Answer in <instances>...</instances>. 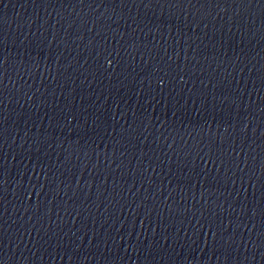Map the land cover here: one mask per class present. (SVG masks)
I'll return each mask as SVG.
<instances>
[{
    "label": "water",
    "instance_id": "water-1",
    "mask_svg": "<svg viewBox=\"0 0 264 264\" xmlns=\"http://www.w3.org/2000/svg\"><path fill=\"white\" fill-rule=\"evenodd\" d=\"M165 2L121 9L113 0H0V37L7 41L6 71L0 83L5 118L0 140L5 264H264L259 213L253 219L249 212L243 223L238 219L242 206L259 207L258 179L252 181L255 188L247 181L253 171L256 178L264 172V124H260L264 92L258 98L252 87L254 81L258 88L264 66L262 20L254 9L249 14L232 5L174 8ZM249 24L254 35L250 41ZM142 44L166 48L174 56L176 72L184 68V52L191 45L189 61L195 56L199 64L190 63L195 74L189 72L191 80L180 100L181 105L188 104L186 122L179 117L173 121L171 111L174 97L179 99L172 89L179 92L182 85L168 84L161 93L151 75L152 62L145 64L148 56L141 59ZM242 47L248 59L236 64L233 53L240 55ZM105 48L113 52L111 69L104 61ZM174 53L180 55L179 68ZM209 78L217 85L209 88L210 93L227 94L231 83L233 97L239 89L244 107L252 104L247 145L241 150L243 141L233 138L241 168L243 162L248 164L242 173L228 163L231 129L226 134L222 125L217 131L218 121L210 115L199 122L193 115L204 100L211 113L212 97L201 88ZM190 90L203 94L189 98ZM227 106L217 103L216 110ZM246 115L241 111L240 119ZM199 125L205 132L210 126L215 135L210 157L206 138L200 143ZM181 149L192 151L185 174L195 164L197 172L206 168L207 177L199 184L193 181L191 190L181 185L183 192L169 176V166H157L171 159L175 173ZM201 149L204 159L196 158ZM217 157L224 158L223 165ZM234 173L243 176L244 189L239 179L235 189L227 183ZM226 192L233 193L231 200ZM221 221L239 232L231 258L217 250L219 245L213 247L208 232L211 224L227 240L229 233L216 227ZM69 243L79 248L78 260Z\"/></svg>",
    "mask_w": 264,
    "mask_h": 264
},
{
    "label": "snow or ice",
    "instance_id": "snow-or-ice-1",
    "mask_svg": "<svg viewBox=\"0 0 264 264\" xmlns=\"http://www.w3.org/2000/svg\"><path fill=\"white\" fill-rule=\"evenodd\" d=\"M84 0H80V3H83ZM114 4H118L119 7L121 9L127 7L129 4H131L133 7H145V8H151L153 5V0H113ZM201 4L202 9H207V8H212V5H215L214 8H221V5H225V9L228 7V5H232L233 7H239L242 11H246L249 14L252 13V10H255V15H259V17L262 20V28H264V0H204L203 3H200L199 0H166L165 2V6L167 7H174V8H184V5H188L190 7H194L195 4ZM255 6V7H254ZM115 10V9H114ZM113 10V11H114ZM237 16L240 15L239 12L236 13ZM197 16H199V11L197 12ZM109 19H112V17L110 16ZM200 23H203V21H200ZM185 24L187 25V28L189 30H192V25L191 24H187V21H185ZM86 26V24H85ZM196 28H199V23L196 24ZM88 31H92L91 28L88 29ZM205 36L204 39H207V33H208V26H205ZM239 31V29H238ZM181 32H183V28L180 29V31H178V36H181ZM229 35H231V28L228 29ZM98 35H100V33H97ZM216 31L215 29H213L212 32V40H216L217 35H216ZM261 34V33H260ZM247 36L248 39L250 41V38H254L253 35V25L249 24L248 28H247ZM121 40L124 39V36L120 37ZM183 37L181 36V39ZM262 38H264V36H262ZM199 39V37H198ZM244 39L245 36L242 34L241 35V39H240V43L241 45L244 44ZM189 41H191V36H189ZM136 40L133 36L132 39V47L135 48L136 47ZM219 43L221 44V46H223L224 43V34H223V30H221L220 32V38H219ZM7 41L5 40V38L0 37V83L3 82V76L5 73V64L7 63V58L3 55V49L6 46ZM142 47L145 49V51L143 52V55L141 56V59L143 60L144 56H148V61L145 62V64H148L149 62H152V69H151V75L153 78L156 79L157 84L159 89L161 90V93H163V90L165 89L166 85L168 84H177L178 85H182V87L179 88V92H177L176 88H173L172 91L177 93V96H179V99L174 97V103L172 104L171 107V111H172V118L173 121H176L177 117H179L181 122H186V118L189 117V111H188V104L184 103L183 105H181L180 100L184 95L185 92V88L184 86L186 85V83H188L191 80V77L188 76L189 72H192L193 75L195 74L193 72V67H190V63L193 64V62L195 64H199V61H197L195 59V56L192 57V61H189V56H188V52L189 50H191V45L189 44V49H186L184 52V68L181 69L179 72H176L175 69H173L172 64L174 62V56L171 55L169 56L168 54V50L166 48H158V47H152V48H148V45H144L142 44ZM199 47V45L197 46V48ZM137 51H139L137 49ZM162 53V55H161ZM175 54V62H176V67L179 68L180 65L178 63L179 59H180V55L179 53H174ZM104 61L105 64L107 65L108 69H111L113 66V52L110 51L109 49L105 48L104 49ZM118 55V53H117ZM227 55V53H225V56ZM134 59V57H133ZM247 60L248 57L246 55H244V48H241V53L240 55H236L235 52L233 53V62L236 64L241 63V60ZM254 67V66H253ZM157 73H159L160 75H157ZM201 75H203V73H201ZM250 80H252V74L250 73ZM185 77H188V79H186ZM259 79V86L257 88V85L255 84V82H252V87L253 90L256 91V94L259 98V94L261 92H264V66H262V69L259 73L258 76ZM226 80V78H225ZM216 83L214 82L213 78H209L207 81V84H202L201 88L204 91H207L209 95H211L212 97V110L211 113H209L207 111V100H204L199 108V111H196L193 115L195 118H197V122H199V119H206L207 117H209V115L211 116V119L213 122L218 121L217 125V131L219 130V127L222 125H226L224 127V132L226 134L229 133V130L231 129V133L227 136V139L229 141H232V148L230 149L232 157L229 158L228 163L233 165L235 167V169H237L239 172H244L245 168L248 167L247 162H243L245 165V168H241V161L238 160L237 158V153L235 150V141H234V137H238L239 139H241L243 141L242 145H241V150H243V147L245 145H247V141H248V132L249 129L252 125V119H249L251 116V111H252V104L249 103L247 105V107H244L243 105V100H242V94L239 92V89L236 90V96L233 97L232 95V84L229 83L228 84V88L225 92H222L219 96L216 95V93L213 92H209V88L211 87L212 89L216 88ZM247 87V85L245 86ZM195 88V86H194ZM203 93H195L193 90H190L188 92L189 98H191L192 95H197V97L199 98ZM153 100H155V97H153ZM152 101H149V103H151ZM219 103L220 105H228L226 108L225 107H221L219 111L216 110V104ZM261 104V103H260ZM4 104H3V99L2 97H0V140H3L4 137V114H3V109ZM165 107H167V105H165ZM193 108H195V104H193ZM241 111L248 113V115L245 116L244 120L242 121L240 119V113ZM260 113L261 115V119H260V124H264V106H260ZM166 115V113H165ZM115 118V117H114ZM232 121H235L232 122ZM69 122L71 123L72 121L69 120ZM143 123V122H142ZM189 126H191V124L189 123ZM200 128V133H203V137L200 141V143H204V140L206 138L208 146H209V153L207 155H209V157L211 156V146L215 143L214 140V134H212L211 132V127L208 126L207 132H205V126L204 125H199ZM200 133H198V135H201ZM262 135H264V131H262ZM138 139H142L141 135L140 137H138ZM143 140V139H142ZM196 148H199V144L195 146ZM203 150L201 149L200 151H198L196 153V158L198 159H204V155H201L200 153ZM192 156V151L191 152H187L185 153L183 149H181L180 153L178 154V157H175L176 159V171L175 173H173L172 170V165H173V161L171 159L166 160V161H159L157 158L158 164L157 166H161L162 164H167L168 167V174L169 176H172L175 180H176V186L180 187L181 185H183V187H187L189 188V190H191V187L193 185V181H195L197 184L200 183V180L203 179H207V177L204 176V172L206 171L205 169H202L201 171L197 172L196 168H195V164H193V167L191 168V170L187 171V174H185L184 170L188 167L187 164L185 163L186 161L189 160V157ZM218 159L221 160V165L224 164V158L222 157H217ZM264 167V166H262ZM148 168H152L151 163L148 165ZM229 171H231L232 169L229 168ZM144 172H147V169L143 170ZM153 171H155V169H153ZM161 171L163 172V169L161 168ZM0 175H2V173H0ZM225 175L227 176V173H225ZM239 179L240 180V186L242 189H244V178L243 176L237 177L235 175V173L233 174V176H228L227 179V183H231L233 189H235L236 186V180ZM254 179H258V182L260 184V188H259V207L258 208H254V209H249L246 206H242L240 208V213H241V217H239V222L243 223V219L244 218H248L249 212H251V218H255L257 216V213H259V217H260V223H261V229H260V233H259V241H260V248H264V172H262L261 174V178H256L254 171L252 173V175L249 176L247 183L249 185H251L253 188H255V185L252 183V181ZM149 182H151V177H148ZM172 183V180H169V184ZM183 187H180L181 192H183ZM201 187H203V185H201ZM175 190V189H173ZM246 191V190H245ZM227 200H231L233 193L231 192H226L225 193ZM253 197L255 199V193H253ZM193 201H195V197H192ZM203 196L201 197V200H203ZM239 196H236V201L239 202ZM245 200H247V196H245L244 198ZM227 200L225 201L227 203ZM195 207V204L193 205ZM221 207H223V205H220ZM229 207L231 208L232 205L229 204ZM233 213H235V209L233 208ZM211 215V212L209 213ZM201 216H203V212L200 213ZM218 229H224L225 232H228V239L225 240L223 235L221 233H219L218 231H213V226L210 224L208 226V232L212 234L213 237V247H216L217 245H219V248L217 249L218 251H221L222 254H225L228 258H231L233 249L235 248L236 245V238H237V234L239 233L238 230L236 229H231L229 230L228 228H225L223 225V222H219V224L216 226ZM244 227L247 229V225H244ZM220 236V239L217 240L216 237ZM3 231H2V226H0V264H5V258L3 256ZM58 245H60L62 247V245L60 244V241H57ZM89 243H91V241H89ZM167 243V242H165ZM204 245L205 247L208 246V241L207 239L204 240ZM255 247V245H253ZM105 247H107V244H105ZM68 248L72 249L73 255L76 256V259L78 260L79 257L76 255V253L79 251V248H73L72 244L69 243ZM68 248H65V254L68 255ZM259 250V249H258ZM126 251V249H125Z\"/></svg>",
    "mask_w": 264,
    "mask_h": 264
}]
</instances>
